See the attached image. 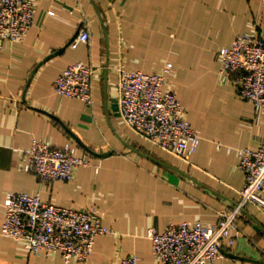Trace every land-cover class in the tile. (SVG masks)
Segmentation results:
<instances>
[{
	"label": "crops",
	"instance_id": "crops-1",
	"mask_svg": "<svg viewBox=\"0 0 264 264\" xmlns=\"http://www.w3.org/2000/svg\"><path fill=\"white\" fill-rule=\"evenodd\" d=\"M82 27L90 39L75 44ZM248 31L264 36V0H38L26 39L0 49V201L22 190L74 208L96 207L114 232L96 237L87 260L66 262L60 252L34 253L3 234L1 204L0 264H116L131 253L139 264H160L151 227L216 224L246 182L237 148L264 145V111L221 73V48ZM80 60L96 69L92 105L53 86ZM121 60L148 73L173 63L171 84L202 136L190 160L125 121ZM34 137L69 143L91 164L78 167L71 180L43 181L25 167ZM240 225L244 231L228 251L236 255L210 264H264V211L247 204Z\"/></svg>",
	"mask_w": 264,
	"mask_h": 264
},
{
	"label": "built area",
	"instance_id": "built-area-1",
	"mask_svg": "<svg viewBox=\"0 0 264 264\" xmlns=\"http://www.w3.org/2000/svg\"><path fill=\"white\" fill-rule=\"evenodd\" d=\"M38 0H0V49L7 42H23L36 22ZM86 27L74 43L89 41ZM221 73L232 82L237 93L264 111V36L258 31L244 32L233 44L221 48ZM120 108L125 121L152 143L175 156L190 160L198 150L202 136L193 127L187 109L174 90L170 76L173 63L167 61L153 73L130 69L124 60L116 65ZM95 67L84 61L68 65L54 80L62 96L94 102ZM239 166L246 182L232 208L219 210L216 224L202 221L171 223L165 230H148L153 252L160 264H210L225 257L244 231L240 225L242 209L254 204L264 211V145L239 147ZM91 162L78 148L58 146L50 140L34 137L27 150L25 167L43 181L71 180L80 166ZM4 207L2 233L22 242L34 253L60 252L66 262L85 261L94 249L96 237L113 233L96 207L74 208L45 200L41 194L10 191L0 205ZM134 253L123 255L116 264H139Z\"/></svg>",
	"mask_w": 264,
	"mask_h": 264
},
{
	"label": "water",
	"instance_id": "water-1",
	"mask_svg": "<svg viewBox=\"0 0 264 264\" xmlns=\"http://www.w3.org/2000/svg\"><path fill=\"white\" fill-rule=\"evenodd\" d=\"M60 51H61V50H60ZM109 153H111V152L103 153L102 155H107V154H109ZM235 204H236V203H235ZM242 211L244 212V209H242ZM226 254H227V255H233V256L236 255V254L231 253V252H226Z\"/></svg>",
	"mask_w": 264,
	"mask_h": 264
}]
</instances>
